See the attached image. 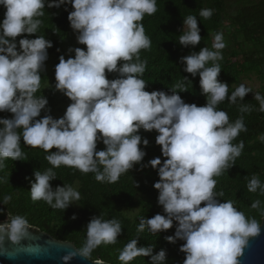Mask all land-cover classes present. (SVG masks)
I'll list each match as a JSON object with an SVG mask.
<instances>
[{
	"label": "clouds",
	"instance_id": "clouds-1",
	"mask_svg": "<svg viewBox=\"0 0 264 264\" xmlns=\"http://www.w3.org/2000/svg\"><path fill=\"white\" fill-rule=\"evenodd\" d=\"M62 5L71 6L67 20L77 44L84 48H69L68 53L74 55L58 58L55 90L70 103L63 116L55 119L46 107L47 98L35 95L40 90L48 49L53 47L37 32L44 9ZM0 6L5 10L0 21V112L11 114V118H0V169L7 159L24 158L22 143L42 149L48 153L45 159L52 167L34 171L31 199L65 211L80 200V192L68 185L53 187L54 168L63 165L94 173L99 182L115 183L136 165L151 167L159 177L153 188L158 192L157 205L163 215L142 217L137 231L147 228L158 235L175 224L174 234L165 240L172 244L183 241L179 248L184 254L183 264H239L249 240L261 234L264 223L246 216L232 200L222 201L219 197L223 192L215 191V177L235 166L242 154L243 141H233L247 131L243 114L252 110L242 103L252 93L250 87L242 83L229 95V85L218 79L219 61L226 47L223 33L214 34L211 48L203 47L179 60L184 72L193 78L199 76L206 102L197 106L186 103L178 94L187 91V77L170 94L145 90L147 84L142 77L147 60H141L140 52L151 47V40L142 21L156 13L157 0H0ZM212 14V9L199 13L205 19ZM181 31L178 43L182 47H195L201 42L195 16L183 20ZM17 37L23 38L17 41ZM112 73L116 78L109 79ZM253 98L259 103V111L264 112V95L256 92ZM226 99L232 104L241 102V116L235 121L218 108ZM42 111L45 114L41 117ZM140 130L157 133L155 144L163 161L156 157L147 165L141 163L149 141L141 137ZM259 139L264 142V134ZM98 143L104 145L103 150H97ZM246 179L249 192L264 195V182L258 175ZM11 200V195H5L0 205ZM250 207L264 216L260 200ZM0 215L6 217L0 222V243L7 238L20 244L29 238L32 225L25 216L4 209H0ZM84 229L83 245L66 251L60 264H70L77 257L91 264H105L102 259H91L92 252L101 244H115L122 234L117 219L99 216H92ZM137 245L138 238H134L123 247L118 257L121 264H131L137 257H149L148 264H166L165 250L153 254L152 246Z\"/></svg>",
	"mask_w": 264,
	"mask_h": 264
},
{
	"label": "trees",
	"instance_id": "trees-1",
	"mask_svg": "<svg viewBox=\"0 0 264 264\" xmlns=\"http://www.w3.org/2000/svg\"><path fill=\"white\" fill-rule=\"evenodd\" d=\"M67 7V11H65ZM202 9H212L211 18L205 19L199 15ZM4 8L0 6V21L3 20ZM72 11L70 5L60 8H45L44 15L40 17L42 23L37 35H44L51 41L53 47L48 49V59L45 66L51 65V71L41 73V94L48 100L47 109L55 118L60 113L62 104L70 103L55 90L54 68L59 62L60 55L65 59L70 54L65 46L70 43L73 30L67 20L68 13ZM195 16L200 28L201 42L195 47H182L179 36L182 34V22L187 16ZM145 33L151 40L149 49L141 50V60H147L143 79L146 91L162 90L171 93L174 86L187 77L190 82H184L187 91L178 93L186 103H195L202 106L206 98L201 94L199 76L193 78L183 71L184 65L179 63L181 57L190 52H198L203 47L211 48L213 36L217 32L223 33L225 49L236 47L229 52L230 59L219 61L221 73L218 79L229 85V95L239 85L240 79L250 73L262 75L264 79V0H157V11L151 16L146 15L142 21ZM181 31V32H180ZM23 37H17V41ZM35 38L34 36L28 37ZM84 48V46L82 47ZM238 56H240L238 58ZM109 79L116 78V74H108ZM178 90V89H177ZM259 92L264 95V88L252 89L244 97L242 103L251 106V111L243 114L247 131L241 132L233 143L243 141L242 154L236 159L235 166L225 171L221 176L215 177L217 184L215 191L223 192L219 197L222 201L232 200L235 206L246 216L261 222L262 215L259 209H251L255 200H260L264 206V195L259 191L249 192L248 179L258 175L264 182V142L259 137L264 134V112L259 111V103L253 95ZM240 103H230L227 99L218 105V108L227 112L230 121L241 116ZM59 112V113H58ZM41 112V117L44 115ZM0 118H11V114L0 112ZM40 117H38L39 119ZM142 138L149 144L143 150L146 155L141 162L147 165L148 161L161 156L160 147L155 144L157 133L140 130ZM143 147V146H142ZM102 143L97 144V150H103ZM24 158L20 161L7 159L4 167L0 169V202L5 195H11L12 200L0 209L13 215H23L32 228L45 232L56 240L72 243L80 248L86 237L84 227L92 216H99L105 220L117 219L122 226V234L115 244H101L91 254V259H102L108 264H121L118 257L123 247L134 238H138V247H153V254L161 249L166 251V264H183L184 254L179 252L183 241L168 243L166 236L175 232L172 229L158 235L151 234L147 228L138 232V224L142 217L151 218L157 213L163 215V210L157 205L158 192L153 184L158 181L157 171L151 167L134 166L129 173L123 174L115 183L99 182L94 173H82L75 168L61 165L54 168L56 180L53 187L68 185L80 192V200L68 209L51 208L43 200L33 201L30 196V181L34 179V171L44 172L52 167L45 159L48 153L39 148H32L21 144ZM50 151H55L52 149ZM138 185V186H137ZM75 215L76 219L71 217ZM0 215V222L5 220ZM149 257H137L131 264H148Z\"/></svg>",
	"mask_w": 264,
	"mask_h": 264
},
{
	"label": "water",
	"instance_id": "water-1",
	"mask_svg": "<svg viewBox=\"0 0 264 264\" xmlns=\"http://www.w3.org/2000/svg\"><path fill=\"white\" fill-rule=\"evenodd\" d=\"M261 222L264 223V216ZM71 247L76 248L70 242L56 240L49 234L32 228L29 238L20 244L11 243L7 238L0 243V264H60V257L72 250ZM70 264L91 262L77 257ZM239 264H264V225L261 234L249 240L239 258Z\"/></svg>",
	"mask_w": 264,
	"mask_h": 264
},
{
	"label": "rangeland",
	"instance_id": "rangeland-1",
	"mask_svg": "<svg viewBox=\"0 0 264 264\" xmlns=\"http://www.w3.org/2000/svg\"><path fill=\"white\" fill-rule=\"evenodd\" d=\"M76 47L82 48L83 45H78L77 44V42H76V34L73 32L72 36H71L70 43L65 46V51L68 53V49L69 48H76ZM236 49H237V46L236 47L235 46L234 47L229 46V48L225 49V52L222 54L223 55V59L226 60V61L231 60L230 56H229V52L231 50H236ZM68 54L74 55V53H68ZM239 57L240 56H238V58ZM44 70L50 72L51 71V65L44 66ZM242 83L245 84L246 86L250 87L251 89H254V90H259L261 88H264V79H263L262 75H258V74H254V73H250V74L242 77L240 79L239 85L242 84ZM59 95H60L59 96L60 99H63V97H65L62 93H60ZM68 105H69V103L62 104L60 106L61 107L60 108V113L58 112L59 114H56L55 119H58V118L63 116V114H64V112H65V110H66Z\"/></svg>",
	"mask_w": 264,
	"mask_h": 264
}]
</instances>
